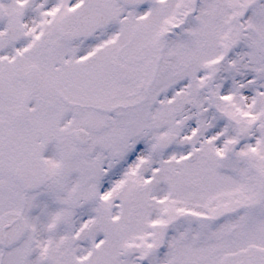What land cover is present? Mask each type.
<instances>
[{"label":"snow or ice","instance_id":"snow-or-ice-1","mask_svg":"<svg viewBox=\"0 0 264 264\" xmlns=\"http://www.w3.org/2000/svg\"><path fill=\"white\" fill-rule=\"evenodd\" d=\"M0 264H264V0H0Z\"/></svg>","mask_w":264,"mask_h":264}]
</instances>
